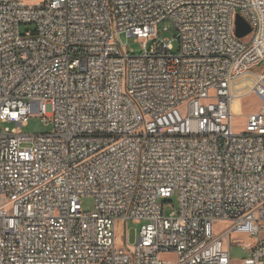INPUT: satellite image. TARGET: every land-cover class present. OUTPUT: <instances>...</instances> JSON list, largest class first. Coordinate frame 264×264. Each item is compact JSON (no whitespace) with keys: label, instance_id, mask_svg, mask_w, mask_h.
Masks as SVG:
<instances>
[{"label":"built area","instance_id":"1","mask_svg":"<svg viewBox=\"0 0 264 264\" xmlns=\"http://www.w3.org/2000/svg\"><path fill=\"white\" fill-rule=\"evenodd\" d=\"M233 236L264 264V0H0V264H231Z\"/></svg>","mask_w":264,"mask_h":264},{"label":"rangeland","instance_id":"2","mask_svg":"<svg viewBox=\"0 0 264 264\" xmlns=\"http://www.w3.org/2000/svg\"><path fill=\"white\" fill-rule=\"evenodd\" d=\"M29 3H35L36 0H28ZM28 26L22 25L21 31L25 30ZM162 37L173 39L175 36V31L168 30L161 32ZM120 43L126 51L132 53H139L143 49L144 41L142 39L136 40L135 38H126L124 35L120 36ZM176 45V43H174ZM260 100L256 92H250L245 94L240 98L239 103L233 109L234 116L232 120V126L236 132H241L244 130L245 121L247 114L256 111L259 107ZM19 132L31 134V133H40L45 132L50 129L49 125H45L40 118H30L28 123L24 126L17 128ZM81 204L84 210L91 211L93 209V198L90 196H84L81 198ZM178 206V197L177 194H171L169 197L163 200V211L165 214H170L175 211ZM226 226L223 222H216L214 225L215 230H220ZM139 228V224L128 221L125 225H121L118 221L116 223V240L115 244L117 247L123 245L124 240L128 244H132L135 241L136 232ZM248 256V251L246 248L236 243V236L231 238V247H230V258L231 264H242L243 259ZM170 260L173 259V256H167Z\"/></svg>","mask_w":264,"mask_h":264},{"label":"water","instance_id":"3","mask_svg":"<svg viewBox=\"0 0 264 264\" xmlns=\"http://www.w3.org/2000/svg\"><path fill=\"white\" fill-rule=\"evenodd\" d=\"M251 32V27L248 22L239 14L235 17V35L238 38H245Z\"/></svg>","mask_w":264,"mask_h":264}]
</instances>
